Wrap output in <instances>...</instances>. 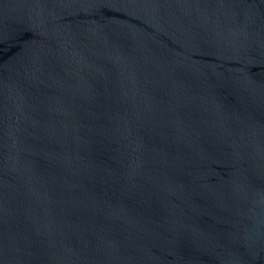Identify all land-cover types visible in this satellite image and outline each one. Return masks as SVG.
Segmentation results:
<instances>
[{"label":"water","instance_id":"95a60500","mask_svg":"<svg viewBox=\"0 0 264 264\" xmlns=\"http://www.w3.org/2000/svg\"><path fill=\"white\" fill-rule=\"evenodd\" d=\"M0 264H264V0H0Z\"/></svg>","mask_w":264,"mask_h":264}]
</instances>
